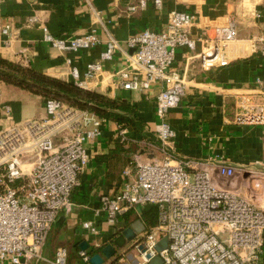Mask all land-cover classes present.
<instances>
[{
    "label": "built area",
    "instance_id": "2783aa9c",
    "mask_svg": "<svg viewBox=\"0 0 264 264\" xmlns=\"http://www.w3.org/2000/svg\"><path fill=\"white\" fill-rule=\"evenodd\" d=\"M155 4L160 6L161 0ZM145 5L146 1H141L139 6ZM194 22L193 14L174 11L162 32L146 29L134 35L128 41L133 50L128 64L111 74L119 88L141 94L163 84L156 98L157 115L162 121L157 130L158 150L163 158L143 162L141 155H136L135 172H124L129 180L115 195L101 197L96 214L105 216V226L116 237L128 228L120 226L126 214L139 208L158 209V225L146 227L104 264H153L157 257L161 264H264V209L219 183L231 181L243 171L210 160L178 159L172 153L174 133L166 118L179 106L186 88L184 79L171 73L177 49L195 50L201 45L197 57L203 69L225 66L224 52L238 37L236 23L231 21L213 25L194 38L190 31ZM10 30V26L3 30L6 45H10ZM45 40L65 51H90L102 43L95 31L68 41L50 35ZM256 41L264 57V35ZM118 49L120 45L111 38L103 60L112 59ZM102 70L101 63L91 64L85 78L96 79ZM73 76L77 78L78 73L73 71ZM236 108V124L264 126V102L241 94L236 96ZM46 112L44 120L24 121L0 132V264L43 259L52 227L62 210L71 209L73 191L80 186V176L89 165L88 146L102 136L106 121L54 99L47 100ZM5 113L11 117L9 107ZM67 130L70 137L64 135ZM119 131L122 141L127 142V129L122 126ZM57 135L61 136L59 145L55 142ZM250 174L256 175L264 187V158L258 170ZM82 227L93 239L94 251L81 252L82 259L90 264L91 257L113 244L114 239L103 238L104 230L96 223H84ZM164 237H168V247L159 253L156 245ZM129 250L135 252L134 256L128 255ZM68 255V249L61 247L51 263L68 264Z\"/></svg>",
    "mask_w": 264,
    "mask_h": 264
},
{
    "label": "crops",
    "instance_id": "0c3cea01",
    "mask_svg": "<svg viewBox=\"0 0 264 264\" xmlns=\"http://www.w3.org/2000/svg\"><path fill=\"white\" fill-rule=\"evenodd\" d=\"M146 1L144 7L139 6ZM0 0V56L20 63L47 76L103 94L111 99L127 102L135 108L132 124L127 129L128 141H122L117 121L106 119L102 136L90 144V162L80 176V186L72 194L70 210H62L54 223L43 248V259L28 264H52L57 250L68 249V264H89L82 257V243L91 247L92 236L83 224L96 223L104 230L103 238L115 239V232L105 226V216L96 214L101 197L115 195L129 178L126 169L134 172L136 155L143 162L161 159L157 115V95L164 88L158 83L147 93L126 91L115 85L111 74L128 64L133 53L128 41L149 29L160 33L172 12L191 13L195 22L191 35L200 37L213 25H228L235 21L238 37L224 52L225 66L203 69L195 50L178 48L171 73L184 79L185 94L179 106L170 110L166 121L174 133L172 153L178 159L226 163L242 170L228 182L219 181L264 209V187L255 172L264 158V126L238 125L236 96L253 95L257 103L264 102V57L256 39L264 35V0ZM137 6L135 11L132 7ZM94 9H97L96 12ZM10 26V45L3 34ZM95 31L102 43L93 50L65 51L56 49L45 40L46 35L68 41ZM212 32V30H211ZM113 38L120 45L112 59L103 60L108 41ZM101 63L102 74L88 80L89 65ZM73 71L78 77L73 76ZM81 85V84H80ZM47 98L0 81V132L14 124L47 117ZM11 109V117L5 113ZM71 136L69 130L64 131ZM61 136L55 142L61 143ZM152 207L132 211L130 220L122 218L121 227L130 226ZM144 223V221H143ZM145 224V223H144ZM94 251V250H93ZM91 264V263H90Z\"/></svg>",
    "mask_w": 264,
    "mask_h": 264
},
{
    "label": "trees",
    "instance_id": "16d2710c",
    "mask_svg": "<svg viewBox=\"0 0 264 264\" xmlns=\"http://www.w3.org/2000/svg\"><path fill=\"white\" fill-rule=\"evenodd\" d=\"M0 81L47 99L57 100L67 107L90 111L100 118L117 121L122 126L132 124L131 115L135 112V108L127 102L111 99L77 84L47 76L33 68L6 60L1 56ZM131 215L130 212L124 218L129 221ZM142 219L147 229L156 227L158 225L157 207L146 211Z\"/></svg>",
    "mask_w": 264,
    "mask_h": 264
},
{
    "label": "water",
    "instance_id": "95a60500",
    "mask_svg": "<svg viewBox=\"0 0 264 264\" xmlns=\"http://www.w3.org/2000/svg\"><path fill=\"white\" fill-rule=\"evenodd\" d=\"M146 230V225L143 223L142 220L138 219L135 222H133L128 228L123 230L115 239L113 244H108L106 247H104L101 251V253L94 254L91 259V264H104L105 260H109L113 258L116 253L117 249H123L128 245V243L133 242L136 237L140 234H142ZM81 249L83 251H86L88 249V244L82 243ZM168 247V237H164L157 245L156 250L157 252H162ZM153 264H161L160 257H157Z\"/></svg>",
    "mask_w": 264,
    "mask_h": 264
},
{
    "label": "rangeland",
    "instance_id": "374dc122",
    "mask_svg": "<svg viewBox=\"0 0 264 264\" xmlns=\"http://www.w3.org/2000/svg\"><path fill=\"white\" fill-rule=\"evenodd\" d=\"M117 252H119V251H117ZM134 253H135V252H133V251L131 252V251L129 250L128 255H133V256H134ZM132 261H133V259H130V262H132Z\"/></svg>",
    "mask_w": 264,
    "mask_h": 264
}]
</instances>
